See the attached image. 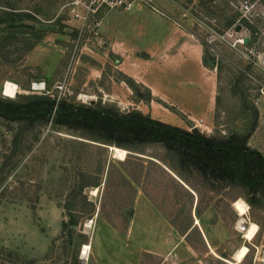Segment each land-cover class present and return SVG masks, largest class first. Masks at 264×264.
I'll return each instance as SVG.
<instances>
[{"label": "rangeland", "instance_id": "374dc122", "mask_svg": "<svg viewBox=\"0 0 264 264\" xmlns=\"http://www.w3.org/2000/svg\"><path fill=\"white\" fill-rule=\"evenodd\" d=\"M62 3L0 0V96L6 97L2 92L9 81L17 85L16 97H6L12 100L35 94L121 112L137 109L212 136L246 134L256 121L247 143L264 153V0H159L156 11L192 34L202 46L203 64L216 76L214 103L205 112L211 84L194 65L187 78L151 68L146 79L162 98L151 95L148 101L141 100L147 96L146 87L129 86L116 69L120 57L110 51L102 24L105 20L111 32L131 41L135 27H160L144 10H112L97 35L87 32L78 38ZM237 25L239 31L234 30ZM142 31L148 38L149 31ZM33 82H44L46 88L32 90ZM198 85L200 92L194 90ZM50 120L22 126L0 117V264L126 263L121 251L129 246L136 248V264H264V191L247 194L240 186L204 182L194 174L187 175L194 190H186L149 158L177 166L159 145H146L144 157L127 150L121 160L109 146L93 141L89 132ZM78 140L85 143H75ZM98 180L95 194V186L83 189L95 206L94 214L87 215L88 206L77 191L81 184ZM136 193L153 203L152 210H146L151 218L141 220L144 231L163 238L150 246L130 238L124 244L101 237L105 225L125 235ZM79 211L82 217H77ZM87 220L92 221L90 234L85 232ZM251 223L258 231L247 240L243 233ZM83 244L90 246L87 258L81 254ZM241 246L248 253L237 263Z\"/></svg>", "mask_w": 264, "mask_h": 264}, {"label": "trees", "instance_id": "16d2710c", "mask_svg": "<svg viewBox=\"0 0 264 264\" xmlns=\"http://www.w3.org/2000/svg\"><path fill=\"white\" fill-rule=\"evenodd\" d=\"M41 27V30L45 29V26ZM31 48L32 46L28 49ZM124 77L129 86L137 85L133 78ZM140 85L146 87L141 83ZM146 89L147 96L141 100L148 101L151 100L152 94L147 87ZM0 117L8 122L20 123L22 126H31L36 121L50 118L53 125L89 132L95 137L93 141L124 150L121 160L125 159L127 150L144 157L148 155L143 150L146 145H159L172 156L177 166L162 160L163 163H160V159L153 155H148L149 158L152 161L156 160L186 190H194L187 177L194 174L204 182L240 186L247 194L264 191V153L251 148L247 143L250 133L256 127V121L246 134L212 136L196 127L188 130L164 122L137 109L121 112L117 109L77 104L67 99L57 102L50 96L35 94H19L14 100L0 96ZM78 142L84 141L78 140L75 143ZM99 171L100 169L97 173ZM120 176L125 184L133 189L125 176L123 174ZM99 184V180L81 184L77 191L84 205L88 206L87 215L94 214L95 206L83 194V189L86 186L98 187ZM198 203L199 200L197 206ZM231 206L236 212L234 202ZM78 213L80 214L77 217H82L83 211ZM69 215L74 216L70 212Z\"/></svg>", "mask_w": 264, "mask_h": 264}, {"label": "crops", "instance_id": "0c3cea01", "mask_svg": "<svg viewBox=\"0 0 264 264\" xmlns=\"http://www.w3.org/2000/svg\"><path fill=\"white\" fill-rule=\"evenodd\" d=\"M157 2L159 3V0H157ZM140 10H144L146 16L148 14V17L157 20V23L160 27L157 26L153 30V28H150L148 25L142 24L141 29L139 28L138 30L136 27L132 29V33L135 38L131 41H127L122 33L118 31L111 32L105 20L102 24L101 32L109 42L110 51L120 57L119 61L115 65L116 69L124 76L133 78L137 83H141L146 86L152 95H159L157 94L156 87L155 89H152L150 85L151 83H149V81L146 79L151 68H157L158 72H161L162 69L173 71L175 74L185 75V78H187L190 72V67L194 65L199 70L200 77L204 78L205 81L207 80L206 83H208V86L210 81V93H205L206 107L202 112L210 110L212 104L214 103V95L212 92L213 89L215 90V79L212 78H216V76L213 70L209 69L203 64L201 44L197 42V40L189 31L182 28L177 24L176 21L168 16L163 15L159 11L152 10L151 8L145 6H136L129 11H134L137 14V12ZM142 29L149 31L148 38L147 35H143L147 33H144ZM141 52H144L145 56L143 55L142 57L138 55ZM27 57H30V54H28ZM95 71L96 77H100L99 75L101 69L98 68ZM183 82H186L187 85H191V83L187 82L186 80H183ZM213 82L214 88L212 86ZM194 90H196V92H200L201 88L198 85ZM159 97L162 98L160 95ZM172 99L173 98L170 100ZM175 102H178L177 104L179 106V101ZM186 107L188 111L193 112L189 106L186 105ZM152 207L153 203L147 197L136 193L135 199L133 201L134 213L128 222L125 235H120L116 228H110L109 226L105 225L106 228H104L101 237H109L115 239L116 242L119 240L124 244L130 243V240H126V238H130L137 240V243H143L152 246L151 244L155 243L157 238L159 240L163 238L161 233L156 235L155 238L144 231L145 228L142 221L151 218L150 214H148L146 210H152ZM152 216H154V214H152ZM161 225L162 222L160 221L158 227L160 231L162 229ZM138 239L140 241H138ZM165 239L167 240L168 237L165 236ZM135 249L136 248L130 249L129 246L128 250L121 251V253H126V263L113 261V264H136L137 256L135 255ZM144 250L147 251L149 249ZM118 252L120 253V251Z\"/></svg>", "mask_w": 264, "mask_h": 264}, {"label": "built area", "instance_id": "2783aa9c", "mask_svg": "<svg viewBox=\"0 0 264 264\" xmlns=\"http://www.w3.org/2000/svg\"><path fill=\"white\" fill-rule=\"evenodd\" d=\"M136 6L158 10L157 0H63L61 10H64L71 22V27L76 30L80 38L87 32L97 35L98 28L108 12L112 10L129 11ZM67 29L71 30L70 27ZM45 88L44 82H33L31 85L32 90Z\"/></svg>", "mask_w": 264, "mask_h": 264}, {"label": "bare ground", "instance_id": "6f19581e", "mask_svg": "<svg viewBox=\"0 0 264 264\" xmlns=\"http://www.w3.org/2000/svg\"><path fill=\"white\" fill-rule=\"evenodd\" d=\"M6 97H14L15 94L17 93V85L15 83H11L9 81H7L4 84V88H3V92H2ZM111 151L113 152L114 156L118 159H121L124 155V150L117 148V147H111ZM97 192V188L95 187L92 190V194H95ZM232 207V206H231ZM91 220H87L86 224H85V229H86V233L90 234L91 230H92V225H91ZM248 228V226L244 229V231H246ZM257 232V226L254 223L250 224V227L248 228V230L243 233L244 234V238L247 240H251L255 234ZM82 257L87 258L89 255V250H90V246L88 244H83V248H82ZM247 253V247L246 246H241L239 247V249L237 250L236 254H235V261L237 263H240L243 259V257L246 255Z\"/></svg>", "mask_w": 264, "mask_h": 264}, {"label": "water", "instance_id": "95a60500", "mask_svg": "<svg viewBox=\"0 0 264 264\" xmlns=\"http://www.w3.org/2000/svg\"><path fill=\"white\" fill-rule=\"evenodd\" d=\"M240 27H241L240 25H237L234 30L235 31H239L240 30ZM67 31H69V29H67ZM245 41H247V40H245ZM182 117L185 119L184 116H182ZM187 122H188V124H190L191 126H193L192 125V122H189L188 120H187ZM108 148L111 150V146H109Z\"/></svg>", "mask_w": 264, "mask_h": 264}]
</instances>
